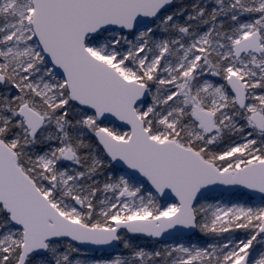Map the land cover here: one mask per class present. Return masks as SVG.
Listing matches in <instances>:
<instances>
[{"label": "snow or ice", "instance_id": "obj_1", "mask_svg": "<svg viewBox=\"0 0 264 264\" xmlns=\"http://www.w3.org/2000/svg\"><path fill=\"white\" fill-rule=\"evenodd\" d=\"M0 264H264V0H0Z\"/></svg>", "mask_w": 264, "mask_h": 264}]
</instances>
